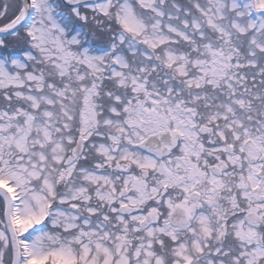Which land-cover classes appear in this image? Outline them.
Here are the masks:
<instances>
[{"label": "snow or ice", "instance_id": "obj_1", "mask_svg": "<svg viewBox=\"0 0 264 264\" xmlns=\"http://www.w3.org/2000/svg\"><path fill=\"white\" fill-rule=\"evenodd\" d=\"M0 264H264V0H0Z\"/></svg>", "mask_w": 264, "mask_h": 264}]
</instances>
